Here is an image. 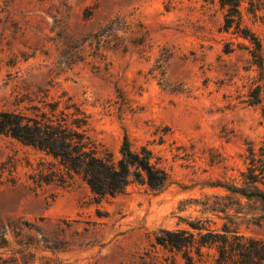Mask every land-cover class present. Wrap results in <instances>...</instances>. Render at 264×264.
I'll return each mask as SVG.
<instances>
[{"label": "rangeland", "instance_id": "obj_1", "mask_svg": "<svg viewBox=\"0 0 264 264\" xmlns=\"http://www.w3.org/2000/svg\"><path fill=\"white\" fill-rule=\"evenodd\" d=\"M222 1L0 0V109L20 108L26 91L65 90L83 102L93 136L115 156L126 135L169 173L161 190L132 183L97 198L80 178L40 180V163L52 158L0 135V222L35 239L38 228L51 238L64 230L66 243L38 256L139 264L160 229L199 219L220 229L226 216L240 232L264 237L259 202L212 186L241 184L247 149L264 143V0L239 5L242 26L260 39L261 69L250 42L224 28ZM214 195L228 197L226 213L201 205ZM8 230L3 252L11 254ZM156 250L162 260L166 252Z\"/></svg>", "mask_w": 264, "mask_h": 264}, {"label": "trees", "instance_id": "obj_2", "mask_svg": "<svg viewBox=\"0 0 264 264\" xmlns=\"http://www.w3.org/2000/svg\"><path fill=\"white\" fill-rule=\"evenodd\" d=\"M221 5L227 6L224 28L233 26L236 33L250 42L249 53L261 69V42L250 29L242 26L240 0H223ZM17 102L22 103L20 108L0 109V135L32 146L52 158L53 161L40 163L37 173L40 180L65 185L80 178L97 198L122 194L132 183L154 190H161L167 184V169L147 146L133 149L124 135L119 156H115L98 142L92 134L90 113L83 102L65 90L56 95H51L49 88L26 91L20 94ZM247 150L248 164L242 172L241 184L218 181L212 186L255 199L264 210V143L257 150L253 146ZM227 198L214 195L211 203L207 199L201 205L210 212L226 213L230 204L222 200ZM226 218L228 222L220 229L208 227L200 219L186 221L189 228L160 229L154 235L153 249L138 255L139 264H178L179 261L181 264H264V237L246 235L236 225L232 226L233 217ZM8 227L12 229L17 246L9 249L11 254L3 252L8 244ZM37 234L40 238H28L20 232L19 226L0 222V264H33L36 257L42 260L41 264H50L49 259L45 255L38 256L37 251L61 247L66 243L61 237L64 230L55 229L54 238L40 228ZM156 248L166 252L162 260ZM53 264L65 263L56 261Z\"/></svg>", "mask_w": 264, "mask_h": 264}]
</instances>
